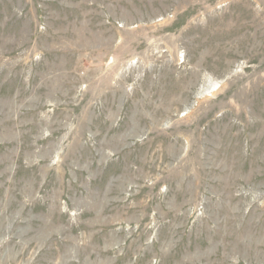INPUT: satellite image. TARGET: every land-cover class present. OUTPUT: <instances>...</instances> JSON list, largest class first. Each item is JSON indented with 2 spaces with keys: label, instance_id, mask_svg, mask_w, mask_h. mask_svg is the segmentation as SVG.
Masks as SVG:
<instances>
[{
  "label": "rangeland",
  "instance_id": "374dc122",
  "mask_svg": "<svg viewBox=\"0 0 264 264\" xmlns=\"http://www.w3.org/2000/svg\"><path fill=\"white\" fill-rule=\"evenodd\" d=\"M0 264H264V0H0Z\"/></svg>",
  "mask_w": 264,
  "mask_h": 264
}]
</instances>
